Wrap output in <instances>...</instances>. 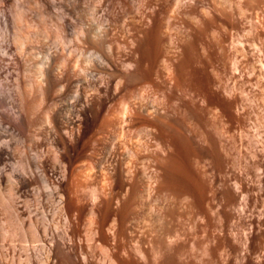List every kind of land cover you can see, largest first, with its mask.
Returning a JSON list of instances; mask_svg holds the SVG:
<instances>
[{"label":"rangeland","instance_id":"rangeland-1","mask_svg":"<svg viewBox=\"0 0 264 264\" xmlns=\"http://www.w3.org/2000/svg\"><path fill=\"white\" fill-rule=\"evenodd\" d=\"M173 3H2L11 19L18 10L11 30L21 38L22 60L31 63L29 73L21 68L19 74L21 98L28 97L26 82L45 66L50 81L36 88L37 126L14 134L11 157L0 159V264H123L127 255L116 251L110 206L121 209L130 193L149 221L209 228L204 256L211 255L212 264H264V0H180L178 13ZM96 33L112 45L121 69L129 51L136 55L130 68L140 75L161 69L162 55L171 56L163 44L176 42L183 92L180 106L169 109L175 128L164 133L162 146L157 133L135 126L99 129L90 118L72 130L54 124L60 111L73 115L65 100L83 91L95 103L104 98L103 110L112 109L116 119L122 92L116 84L124 79L107 65L108 50ZM14 37L12 47L19 42ZM214 98L230 104L223 110ZM27 151L37 153L38 167L30 165ZM124 163L135 184L117 199L121 180L130 183L120 170ZM17 168L27 185L13 173ZM186 177L189 192L180 200ZM147 256L151 263L161 258L153 250Z\"/></svg>","mask_w":264,"mask_h":264},{"label":"bare ground","instance_id":"bare-ground-1","mask_svg":"<svg viewBox=\"0 0 264 264\" xmlns=\"http://www.w3.org/2000/svg\"><path fill=\"white\" fill-rule=\"evenodd\" d=\"M4 1L6 0H0V135L5 137L0 142V159L2 160L11 157L8 145L10 138L14 134L21 135L22 131L29 132L37 126L39 104L36 102V88L37 85L47 88L50 81L49 67L45 66L43 69H39L38 78L27 79L26 83L29 85L28 97H24V101L21 98L19 74L22 71L21 68H23L25 73L30 72L31 63H28V57L27 60L24 58L27 61L26 63L22 60L24 48L21 38L16 34L17 31L13 32L14 30H11L12 24L20 18L18 10L11 19L2 7ZM179 9L180 0H174L172 10L178 13ZM97 31H99V26L95 27V32ZM12 32L13 35L16 34L15 37ZM11 36L14 37V40L16 39V43L19 41L15 47L11 45ZM95 36L99 38L98 42L106 46L108 50L107 65L119 71L124 79V81L121 80L116 84V89L118 88L122 91L118 98L121 103L120 108L118 109L116 105V119L112 109L103 110L104 98H100L95 103L88 93L83 91L77 94L76 98H67L65 100V104L73 108V115L60 111L57 117L54 118V124L62 131H66L86 125L90 118L89 125L99 129H106L115 124L116 127L121 129L135 126L149 133H157L158 143L162 146L165 137L164 133L171 132L175 128V121L168 119L169 109L172 104H174L175 109L180 106L183 92V79L176 42L173 39H169L163 44L164 53L171 52V56L162 55L163 65L161 69L148 70L144 75H140L136 69L130 68V66L138 63L136 55L129 51L124 57L126 67L121 69L115 59L116 56L112 45L104 38L98 37L99 34L97 35L96 33ZM15 62L18 67L15 66ZM153 73L157 77L153 76ZM213 100L223 110L230 104L229 101L220 98H214ZM36 154L34 152L28 154V162L35 168L39 166V158ZM120 170L125 175L124 179L130 181V183L123 184L121 180V191L116 194L117 199L124 191H128L129 187L133 189L135 184L130 164L124 163ZM21 171L18 168L13 169V173L19 177L20 182L25 186L27 185V176H25L24 171L23 173ZM1 173L0 176H2ZM186 181L189 182L190 177L180 181L183 183L178 190L180 200H184L187 197L186 193L189 192V184ZM44 182L47 184L46 180ZM150 192L151 190L148 187L146 193L150 194ZM134 203V193H130L121 209L114 211V208L112 209L110 206L111 213L116 214V217H111V219L113 221L116 219L117 223L115 228V224L112 225L113 222L110 221L111 224L108 225V229L113 231V228H115L113 239L116 240L117 253L127 255L122 261L123 264H187L191 262L190 259H187L189 257L192 259L193 264H212L211 255L204 256L206 251L205 243L210 239V234L207 232L209 228H204L205 226L203 227V225L197 223L185 225L176 221H149L147 216L143 218L139 215ZM168 213L171 216L175 214L174 210L168 211ZM201 228H204V232H207L203 237L197 234ZM99 233L101 236L104 235H102L103 232L101 231ZM101 236H99L100 239L105 237L101 238ZM190 236L193 238V242H190ZM207 247L210 253L214 250L213 246ZM149 250L160 254L161 258L158 259V262H149L147 256ZM133 254H139L143 260L134 259ZM185 256L188 257L186 258Z\"/></svg>","mask_w":264,"mask_h":264}]
</instances>
